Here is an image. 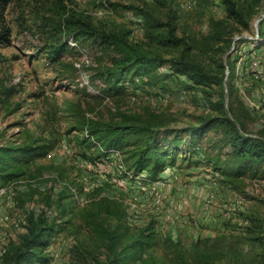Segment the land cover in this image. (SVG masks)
<instances>
[{"label":"rangeland","instance_id":"1","mask_svg":"<svg viewBox=\"0 0 264 264\" xmlns=\"http://www.w3.org/2000/svg\"><path fill=\"white\" fill-rule=\"evenodd\" d=\"M234 1L254 14L247 30L223 42L216 40L226 16L221 0L10 2L0 25L9 39L0 45V148L40 147L42 155L0 172L13 174L0 176V264L22 246L30 216L54 231L40 254L45 261L33 264H109L147 234H154V246L121 264H250L261 249L238 242L250 218L264 223L260 174L222 175L205 158L187 162L179 155L153 181L146 172L134 175L133 142L96 160L93 146L80 144L93 124L125 122L165 137L217 115L210 104L218 98L209 101L201 91L209 89L189 90L185 78L174 77L173 62L182 57L224 79L225 111L264 140V0ZM82 24L124 41L119 48L75 43L72 34ZM168 25L190 49L168 43ZM131 48L160 58L162 66L149 85L116 91L103 75L120 49ZM212 133L202 144L210 158L217 153Z\"/></svg>","mask_w":264,"mask_h":264},{"label":"trees","instance_id":"2","mask_svg":"<svg viewBox=\"0 0 264 264\" xmlns=\"http://www.w3.org/2000/svg\"><path fill=\"white\" fill-rule=\"evenodd\" d=\"M11 1L0 0V25L5 21L4 14ZM221 3L226 16L220 21V31L216 34V40L219 42H223L225 36L231 39L240 28L247 30L249 28L248 20L254 14L240 10L234 0H221ZM82 26L84 28L80 33L72 34V40L75 43L87 39L92 43L99 41L101 44L119 48L118 45L124 41L122 35H106L103 32L100 34L89 24H82ZM230 26L234 28L228 32L227 27ZM168 27V43L174 47L184 44L186 50L190 49L188 42L178 39L174 34L175 29L169 25ZM7 32V30L0 32V45L9 43ZM51 53L55 55L56 59H59L60 49L54 47ZM120 53L122 56L114 60L110 73L103 75L104 80L107 83H112V87L116 91L123 89L122 87L127 84L132 85L135 89L149 85L148 82L156 76V71L162 66L160 58H151L144 52L133 48H131V52L120 49ZM182 59L183 61L173 62L171 69H173L174 77L176 79L185 78L184 81L188 83L187 89L189 90L209 89L210 92L201 91L209 101L214 96L218 98L214 105L210 104L218 113L217 115L203 117L199 120L198 126H191L183 132L181 130L169 132L165 137L158 136L149 128L125 124V122L120 125L93 124L86 131L89 137L85 135L80 144L88 149H92L93 146L97 153L93 159L96 160L100 157H109L113 152L120 151L129 142H133L134 148L129 153L128 161L134 175L139 176L146 172L149 179L153 181L158 178L159 173L165 169L167 164L173 165L179 155L182 156L181 158L187 157V162L192 158L202 162L205 158L222 175L240 177L246 174L250 176L260 174L264 178V140L247 134L238 120L231 118L225 111V94L222 90L224 79L207 73L199 65L186 63L184 57ZM178 132L182 133L176 134ZM209 132H214L212 135L217 138L212 144V150L214 149L217 153L212 158L202 149L205 136ZM185 134L188 136L184 137ZM165 140H168L166 145ZM162 143L164 146H161ZM40 150V147L32 146L19 148L17 151L13 148H0V172H8L12 168H22L33 156L42 155L38 152ZM222 155L225 156L224 162L221 161ZM0 176L10 177L13 174L6 173L0 174ZM250 221L251 225L247 229V236L240 237L238 245L259 247L261 250L251 258L250 264H264V223L257 218H250ZM44 223L42 217L30 216L28 218L27 235L24 237L22 246L14 249L5 264H33L45 261L40 254L48 247L49 238L54 234V231L52 228L45 227ZM43 231L46 232L42 233ZM152 235L154 234L136 237L128 245L129 250L125 256L114 255L109 264H121L122 259L126 258L134 260L138 251L152 248L155 242ZM132 250H134L133 253H129ZM236 259L238 260V257Z\"/></svg>","mask_w":264,"mask_h":264}]
</instances>
